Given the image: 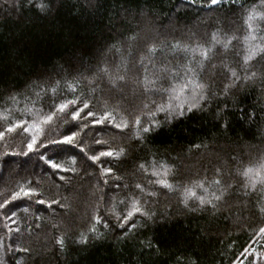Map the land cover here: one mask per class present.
I'll use <instances>...</instances> for the list:
<instances>
[{
    "label": "trees",
    "instance_id": "1",
    "mask_svg": "<svg viewBox=\"0 0 264 264\" xmlns=\"http://www.w3.org/2000/svg\"><path fill=\"white\" fill-rule=\"evenodd\" d=\"M44 2L46 12L37 9L38 0H0V131L17 123L30 129L5 132L0 139V204L7 202L0 208V264H249L251 252L264 249L259 232L264 227V52L257 50L264 48V0H222L216 6L211 0ZM252 9L259 16L249 35L244 18ZM213 33L221 42L236 39L227 50L216 45L201 68L200 56L191 49L209 46ZM177 43L181 47L173 48ZM148 46L157 49L156 55L141 65L138 57ZM250 51L256 55L245 65ZM101 61L120 65L114 74L126 77L118 87L122 94L102 82L91 97L86 80L77 83L76 77L91 75ZM224 65L239 79L233 80ZM145 76L157 81L148 92ZM56 80L61 81L58 97L71 99L66 88L72 83L78 95L93 101L97 116L107 109L119 123L143 110L144 122L155 119L159 126L135 140L110 121L93 127L88 120L59 117L41 125L43 143L29 152L32 126L54 103L43 85ZM201 82L210 86L207 99L189 112ZM160 105L172 114L157 111ZM69 129H75V147L51 144ZM81 147L95 153L97 161L88 160ZM121 148L119 158L101 155ZM153 160L157 168L161 162L172 168L166 179L176 191L150 183L158 178L150 175ZM139 163H146L147 174L138 170ZM246 168L253 170L249 177L239 174ZM107 169L112 176H103ZM214 179L222 183L213 184ZM197 181L208 191L195 187ZM186 187L196 194L187 207L181 202ZM21 189L34 195L26 197ZM149 191L156 195L148 196ZM199 197L211 204L201 207ZM132 199L155 215L134 217L136 227L126 233L131 222L118 227L112 208L122 215ZM94 216L102 223L92 232ZM61 238L63 245L56 243ZM23 248L28 251H18Z\"/></svg>",
    "mask_w": 264,
    "mask_h": 264
},
{
    "label": "snow or ice",
    "instance_id": "2",
    "mask_svg": "<svg viewBox=\"0 0 264 264\" xmlns=\"http://www.w3.org/2000/svg\"><path fill=\"white\" fill-rule=\"evenodd\" d=\"M222 0H211V6H216L217 4L221 3ZM37 9L40 12H46L49 8V4L45 3L44 0H38V3L36 4ZM259 16L258 13H256L255 9H252L249 11V13L246 15L244 18V23L247 25L249 30H252V21ZM261 19H264V16H260ZM131 40H134L135 37H130ZM236 39V37H229L225 41L221 42L217 35L215 33L212 34L211 36V44L209 46H204V45H197L196 48L191 49V51L195 54L198 53L200 56V60L197 61L198 66L201 68L203 67L204 63L206 61L210 60L211 53H213L215 46L216 45H221L224 50H227L229 46L231 45L232 41ZM251 39H255V37H251ZM173 48H180V44H174L172 45ZM112 48H116V45H112ZM119 51V49H116ZM188 47L184 46V51H188ZM260 52H264V48H258L257 49ZM157 49L154 46H148L146 51H143L138 59L139 63L141 65L144 64L145 61L151 62L152 58L156 55ZM131 54V53H129ZM256 55L255 51H250L248 55L244 56V64L247 65L248 62L253 59V57ZM126 57L121 56V64H123L124 60ZM120 65H116L115 68L111 67L108 65L107 62L101 61L96 65L94 69L91 70V75L85 76L83 73L80 74V76L76 77L77 83L79 82L80 78L83 77L84 80L87 82V86L89 87V96L95 97V93L97 91V87L102 83L106 82L107 85L109 86V90H115L118 87H123L124 84L126 83V77L125 75H119V74H114V72L119 71ZM225 71L230 73V77L233 80L239 79L237 71L235 69H232L228 67L227 65H224ZM189 72L194 71L192 68H188ZM255 76V73H252V76L247 77L248 79H252V77ZM158 78V77H157ZM156 79L149 78L145 76L144 80L142 81L143 84V89L145 92H148L151 90L150 86L156 84ZM67 83V82H66ZM189 83H194V81H189ZM31 87V85H29ZM45 88V94L47 95L48 93H51V96L54 100V103L50 105V111L47 114L42 113V119H40L39 123L35 124L32 126V136H31V141L26 143V147L29 152L35 151L36 147H38L41 143H43V140L41 139V134L43 132V129L41 125H48L50 124L54 119H57L59 117H63V119L67 122L68 119L70 118L71 121H81V120H88L89 123L93 127H99L103 125L106 121L111 122V127L115 128L118 132L124 133L126 130H128V135L131 139L135 140H142L146 138L147 134H150L153 130H155L159 126V122L156 121L155 119H149L147 123L144 122L143 120V110L140 111L139 114L133 113L129 115L127 118L121 117L120 122L116 123V117L112 115L111 112L107 111L105 109L99 116H97V113L93 111L94 103L91 99H89V96H84L81 97L78 95V87L72 83H67V88L66 91L72 93V98H61L58 97V93L61 90V81L56 80L54 83H47L43 85ZM209 85L201 82L196 84V88L200 90V95L199 98H197L196 94L193 93L192 96V103L188 107L187 111L191 112L194 109H197L200 107V102L205 101L207 99V90L209 89ZM228 85L225 87V91L227 90ZM79 91H82L79 90ZM181 92L184 91V88L181 87L180 89ZM39 95V93H37ZM13 101H15V96L12 95L10 97ZM144 109L148 108V104L143 105ZM157 111L160 112H169V114H172V110L170 107L166 108L163 105H160L157 107ZM59 114V116L57 115ZM180 115H183V112H180ZM151 116L154 117L155 113H151ZM79 126V125H78ZM22 129L24 132H29L30 129L26 127L25 123H17L15 125L6 127L4 131H0V139H3L4 133H12L16 129ZM75 129H69L68 132L63 134L62 139H53L51 141L52 145H59V146H73L75 147ZM97 144L102 143L100 140H96ZM45 147H48L49 145L45 144ZM80 152L85 153V150L83 147L79 149ZM124 149L121 148L119 151L114 152L112 150L109 151H104L101 153L102 156L106 157H113V158H119L124 155ZM27 155V153H24ZM87 156L88 160L92 161L95 163L97 159L99 158L95 153L92 155H88L85 153ZM40 159L44 160L46 164H49V166L53 169H57V165L54 162H51V157L46 158L43 153H40ZM152 164V171L150 173L151 176L153 177H158L155 181H150V183H154L156 185H159L161 188H165L169 191H176L174 185L170 183L166 177L169 176L172 173V168L167 165V163L161 162L159 168L156 167V161L153 160L151 162ZM261 169H264V164H261ZM138 170L143 172V173H148V169L146 168V163H139L138 165ZM252 168H246L239 174L244 176V177H249L252 173ZM257 175L259 176V172H257ZM103 176L105 177H110L112 176V170L107 169L103 171ZM165 177V178H161ZM119 179V178H117ZM261 183H264V177H261L260 179ZM103 183L106 185L108 184V180L104 179ZM213 184L220 185L222 181L220 179H214L212 181ZM195 187L203 189L205 192L208 191L207 188L204 187V184L202 181H197L194 184ZM255 185L253 184V187ZM118 188L119 185H116ZM127 187V185H125ZM136 189H138L140 192H144V188L141 187L139 183L135 185ZM22 192H24V196L26 197H31L34 195L33 192L31 191H26L24 189H21ZM148 196H155L156 192L155 191H149L146 193ZM35 195L39 196V193H35ZM191 198H196L195 192L192 191V188L186 187L183 190L182 193V203L184 204L185 207L188 206L189 199ZM199 203L201 207L211 204V201L208 200L206 197H199ZM215 200H220V196H214ZM37 203L43 205L45 204L44 199H38L36 201ZM52 203H58V201L53 200ZM121 204H125L124 200L119 201ZM51 207V204L48 205ZM7 207V202L4 204H0V208H5ZM125 207L127 208V211L125 213L117 214L116 212V207L115 205L112 208V215L115 217L117 223V226L125 229L126 225H129L131 222L130 227L125 229V232H130L133 228L136 227L134 217L136 216H141L146 219H152V217L155 215L154 212H151L150 210L146 209L140 202L139 199H132L128 204H125ZM212 207H216V205L212 204ZM261 212H264V207L260 209ZM94 220V224L92 228L90 229L92 232L96 231L95 225L102 223L101 219L99 216H94L92 217ZM109 225L107 223H104V227H108ZM259 232L261 234H264V227L259 228ZM86 242V241H85ZM57 244L63 245L64 240L57 239L56 240ZM18 251H25L27 252L28 249L23 248V249H18Z\"/></svg>",
    "mask_w": 264,
    "mask_h": 264
},
{
    "label": "rangeland",
    "instance_id": "3",
    "mask_svg": "<svg viewBox=\"0 0 264 264\" xmlns=\"http://www.w3.org/2000/svg\"><path fill=\"white\" fill-rule=\"evenodd\" d=\"M264 20V19H263ZM249 31V35H250V30L248 29ZM117 92L119 94H122V92L120 91L119 88H117ZM120 91V92H119ZM129 96H127L129 99L132 98V100L134 99L133 98V95L130 94V92L128 93ZM252 259H250V263L249 264H264V249H260V250H256L254 249L252 252Z\"/></svg>",
    "mask_w": 264,
    "mask_h": 264
}]
</instances>
